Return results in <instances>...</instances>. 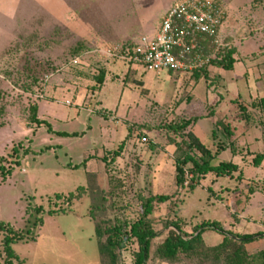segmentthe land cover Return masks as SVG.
Returning a JSON list of instances; mask_svg holds the SVG:
<instances>
[{
	"label": "rangeland",
	"instance_id": "374dc122",
	"mask_svg": "<svg viewBox=\"0 0 264 264\" xmlns=\"http://www.w3.org/2000/svg\"><path fill=\"white\" fill-rule=\"evenodd\" d=\"M180 1L0 0V157L13 163V147L18 157L0 179V223L26 238L11 245L12 264H101L98 243L106 235L99 239L95 226L113 217L132 223L142 200L161 195L168 200L153 201L147 216L157 236L146 264H226L157 258L171 222L188 236L206 221L231 236L264 231V0H212L223 12L219 41L235 50L231 71L209 65L196 79L97 56L82 68L68 66L81 44L153 39ZM99 68L105 79L93 93ZM31 105L44 121L38 128L29 124ZM189 119L196 121L185 130L170 129ZM188 132L211 154L219 151L213 165L231 162L237 171L207 174L193 191L188 174L178 187L174 160ZM87 173L97 194L87 191L69 207L54 200L86 188ZM100 203L102 213L90 218ZM59 208L65 211L54 212ZM2 238L0 232V264H7ZM202 240L213 247L222 234L208 229ZM263 249L264 236L245 245L249 255ZM135 251L127 245L116 264H132Z\"/></svg>",
	"mask_w": 264,
	"mask_h": 264
},
{
	"label": "trees",
	"instance_id": "16d2710c",
	"mask_svg": "<svg viewBox=\"0 0 264 264\" xmlns=\"http://www.w3.org/2000/svg\"><path fill=\"white\" fill-rule=\"evenodd\" d=\"M92 48L93 46L91 45H79L74 49L70 60L90 51ZM234 54V49L222 48L216 59L213 60L210 65L225 71H231L235 63ZM68 66L76 69L82 68L81 65H69V61ZM205 71L206 68L200 71H194L190 75L198 79L199 75L205 73ZM105 74L106 71L102 68H99L96 70V73L92 74L95 77L93 87L91 88L93 93L102 86ZM30 111L31 115L28 119L29 124H34L37 128L43 125L44 121L37 117V106L31 105ZM3 114L4 108L0 105V120ZM195 121L196 119H189L172 126L170 129L175 132L182 131ZM2 126V122L0 121V128ZM60 135L66 136L67 134L60 133ZM71 135L74 136V134ZM185 137L186 140L184 144L186 145V150H182V148L177 145V151L180 154L174 160V180L178 187L184 185L188 174L191 175L190 180L191 183H193L189 185V190L193 191L194 185L207 174L211 173L217 177H221L230 176L237 171V166L231 162H219L217 165H213L212 161L217 157L219 151L217 150L215 154H211L208 148H206L191 132H188ZM16 153L17 149L13 147L12 154L8 156V158H12L13 163L7 164V158L0 157L1 181H4L11 174L13 166L17 163L18 157H16ZM115 157H117V153L112 154L111 161H113ZM261 160L262 155H258L254 159V162L258 164ZM102 161L106 163V157H103ZM11 164H13V166H11ZM187 166H189V169H186ZM92 179H94V175L92 173H87L88 186H86V188H78L75 193L66 196L55 195L54 200L62 202L65 206L69 207L73 201L78 200L83 194L87 193V191H90L93 195L97 194L99 189L93 184ZM167 200L168 197L162 195L142 200V211L140 216L132 223L119 221L116 217H113L112 220L108 219L104 223L97 224L95 229L99 239L103 234L106 235V240L104 242L99 241L98 243V254L101 264H116L120 252L125 250L129 244L137 245V251L132 254V264H146L150 257L152 240L157 236L151 228L150 221L147 220V216L151 212V203L153 201L165 202ZM100 202H104L103 197L100 199ZM101 203L99 205H92L89 212L90 218H95V214L98 212L102 213L104 205ZM35 211L39 213L41 209L35 208ZM64 211V209L59 208L54 212L58 213ZM169 225L174 231L168 233L165 240L156 247L154 252L155 256L161 260L169 263H179L184 260L193 259L218 262L223 258L226 264H264V249L252 255L247 254L245 250V245L247 243L263 238L264 231L262 233L258 232L241 236H231L221 228L219 223L206 221L200 224L192 235L188 236L181 230L176 222H171ZM208 229L222 234L221 242L213 247H206L202 240V234ZM0 232L3 234L1 246L5 256V262L7 264H12V261H15V257L12 255L11 245L18 241H23L26 238L22 234L13 231L10 227L1 223ZM16 262L18 264H24L19 260H16Z\"/></svg>",
	"mask_w": 264,
	"mask_h": 264
},
{
	"label": "built area",
	"instance_id": "2783aa9c",
	"mask_svg": "<svg viewBox=\"0 0 264 264\" xmlns=\"http://www.w3.org/2000/svg\"><path fill=\"white\" fill-rule=\"evenodd\" d=\"M222 21L223 12L212 0H181L166 12L153 39L94 46L69 65H82L97 56L156 73L190 75L207 68L223 48L218 37Z\"/></svg>",
	"mask_w": 264,
	"mask_h": 264
}]
</instances>
